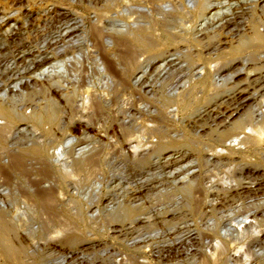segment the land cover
<instances>
[{"label":"bare ground","instance_id":"bare-ground-1","mask_svg":"<svg viewBox=\"0 0 264 264\" xmlns=\"http://www.w3.org/2000/svg\"><path fill=\"white\" fill-rule=\"evenodd\" d=\"M2 1L0 264H264V0Z\"/></svg>","mask_w":264,"mask_h":264},{"label":"rangeland","instance_id":"rangeland-1","mask_svg":"<svg viewBox=\"0 0 264 264\" xmlns=\"http://www.w3.org/2000/svg\"><path fill=\"white\" fill-rule=\"evenodd\" d=\"M8 1H10V0H8ZM8 1L7 0H3L2 3L6 4ZM246 1L247 0H241V4H240L241 8L244 7V9H246V8L249 9L251 4L250 3H244ZM211 2L213 3V2H215V0H211ZM257 13H259V14H256V16L259 17L261 15L260 14L261 12L258 11ZM263 18H264V16H263ZM263 29L264 28H261L262 31H264ZM246 30H247V28L244 30V32L240 31V33L237 36H235V38L233 39V42H236L239 39L240 35L247 34L249 31H246ZM35 32L32 31V36L36 35ZM224 69L225 70L223 71V74H222L224 76L231 74L235 70V68L233 69V68H230V67H227V69L226 68H224ZM117 162H120V160H118ZM142 235H143V238H145L146 243L148 244V249L146 250V252L148 254V257H150L152 259L153 258L155 259L156 256H157L156 252L159 251V249H162V248L163 249H167V248L170 249L171 248L170 253H169L170 256H169L168 260L170 259L169 261H171L172 263L174 262V259L176 258V255H178V254L176 252L175 247H173L172 241L170 242V240L167 237V229L166 228H163L162 226L157 225L155 227H152V228L148 229L147 231L142 233ZM105 236L106 235L104 234V236H102L100 238H97V241L104 242V244H106L105 246L110 248V252H112V253L114 252L117 255H119V254L123 255V251L124 250L120 246V244L117 242V240L116 241H114L112 239L110 240L109 238H107ZM106 241L108 242V244H107ZM128 242H125V245H130V243H128ZM122 246H124V245H122ZM166 246H167V248H166ZM149 249H151V250L149 251Z\"/></svg>","mask_w":264,"mask_h":264}]
</instances>
